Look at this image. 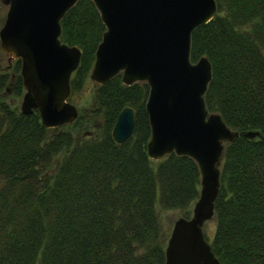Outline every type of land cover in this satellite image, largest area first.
Segmentation results:
<instances>
[{
  "label": "trees",
  "instance_id": "trees-1",
  "mask_svg": "<svg viewBox=\"0 0 264 264\" xmlns=\"http://www.w3.org/2000/svg\"><path fill=\"white\" fill-rule=\"evenodd\" d=\"M216 4L191 33V59L211 62L206 105L231 128L261 135L225 143L210 244L221 264H264V0ZM60 23V39L81 49L73 97L105 25L92 0H77ZM20 66L17 58L0 71V92L22 95ZM148 90L118 74L94 84L71 123L51 127L0 99V264H163L169 232L159 212L188 217L200 172L188 155L148 156ZM124 105L134 128L117 143L110 132Z\"/></svg>",
  "mask_w": 264,
  "mask_h": 264
},
{
  "label": "water",
  "instance_id": "water-1",
  "mask_svg": "<svg viewBox=\"0 0 264 264\" xmlns=\"http://www.w3.org/2000/svg\"><path fill=\"white\" fill-rule=\"evenodd\" d=\"M77 0H0L6 6L0 50L10 66L21 60L24 91L19 109L37 111L45 126L71 123L78 114L69 100L71 74L81 49L60 39V20ZM105 25L89 77L97 84L120 74L124 84L145 81L150 125L146 144L152 159L175 153L192 157L200 172L191 214L174 219L163 264H221L205 238L203 224L214 217L225 143L259 130L231 128L204 99L212 77L206 55L190 57L191 33L217 11L216 0H92ZM135 111L124 105L111 128L122 143L132 135Z\"/></svg>",
  "mask_w": 264,
  "mask_h": 264
},
{
  "label": "rangeland",
  "instance_id": "rangeland-1",
  "mask_svg": "<svg viewBox=\"0 0 264 264\" xmlns=\"http://www.w3.org/2000/svg\"><path fill=\"white\" fill-rule=\"evenodd\" d=\"M5 12H6V6H3V9L1 10V14H3V18L5 17ZM2 22H0L1 26ZM12 59L11 61H13ZM8 57L5 52L0 50V71L5 69L7 64H8ZM95 82L88 76L85 85L82 87V89L77 92L76 94H73V97L70 99L77 107L81 108L83 105H86L89 103L91 95L93 93V87H94ZM21 96L20 97H14L10 91L7 89L5 91L0 92V99L5 100L8 103H13L16 104L18 107L20 106L21 102ZM77 134V132H75ZM192 205L190 209H192ZM160 218L164 224V226L167 228V231L170 232L172 228V224L175 218L178 216L182 215L181 211L178 209H163L160 210L159 212ZM215 217H211L207 221L204 222L203 224V231L206 236L207 241H211L214 230H215Z\"/></svg>",
  "mask_w": 264,
  "mask_h": 264
},
{
  "label": "bare ground",
  "instance_id": "bare-ground-1",
  "mask_svg": "<svg viewBox=\"0 0 264 264\" xmlns=\"http://www.w3.org/2000/svg\"><path fill=\"white\" fill-rule=\"evenodd\" d=\"M205 99V98H204ZM206 103V102H205ZM133 133V132H132Z\"/></svg>",
  "mask_w": 264,
  "mask_h": 264
}]
</instances>
